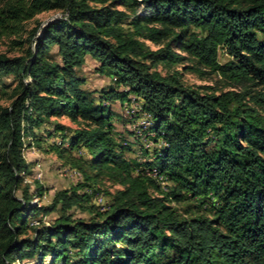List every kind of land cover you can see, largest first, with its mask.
I'll list each match as a JSON object with an SVG mask.
<instances>
[{"label": "trees", "instance_id": "obj_1", "mask_svg": "<svg viewBox=\"0 0 264 264\" xmlns=\"http://www.w3.org/2000/svg\"><path fill=\"white\" fill-rule=\"evenodd\" d=\"M44 13L59 17L41 27ZM3 41L0 264H264V0H0ZM87 56L113 85L82 88ZM131 102L153 147L142 160L112 124L109 105ZM63 117L68 135L50 122ZM45 124L84 182L37 206L22 150ZM100 180L116 189L96 207L84 189Z\"/></svg>", "mask_w": 264, "mask_h": 264}, {"label": "rangeland", "instance_id": "obj_2", "mask_svg": "<svg viewBox=\"0 0 264 264\" xmlns=\"http://www.w3.org/2000/svg\"><path fill=\"white\" fill-rule=\"evenodd\" d=\"M59 17L57 13H44L37 16L36 21L40 23L41 27L46 25L47 22L53 21ZM33 24L29 23L27 28H30ZM8 42L3 41L0 45V52H6L8 49ZM151 49H155L150 43H146ZM56 47H52L50 55L55 59L59 60L57 56ZM15 53H11L13 55ZM227 59L226 56H220V61L224 62ZM98 62L91 59L89 56L85 57L83 66L77 70V75L84 80L82 88L88 92L97 93L101 89H106L113 85V81L110 77L99 74L96 71ZM185 85L187 86H212V81L199 80L193 74H186L183 78ZM13 82V77H0V105H7L4 100V96L1 95L4 86H10ZM138 103L131 102L129 105H120L119 103L110 104V110L116 115L112 121L115 131L124 138L134 152L127 153L128 157L142 160L141 152L145 149L151 150L153 147L149 143L146 137L143 136L145 125L147 123L144 117L137 113L139 110ZM136 116V117H135ZM50 122L60 124L65 127V134L68 135L74 129L76 125L71 123L66 117L51 119ZM46 129L51 130L50 124H45L42 131L38 134L39 145L34 143L29 138H24V147L22 150L23 156L29 165L28 173L24 177V184L30 186V192H33L36 186H42L44 194L42 199L34 197L31 201L32 204L37 206H49L52 198L56 192L62 190H68L73 188L77 184H82L83 177L81 174L73 168L66 160H60L58 153L55 152L51 146L56 144L60 146L61 137L59 135L48 136ZM48 132V133H47ZM52 132V131H51ZM67 145L65 144L64 147ZM74 157L86 158L85 151L80 149L73 152ZM84 189V188H83ZM91 189V190H90ZM90 189H84V192L91 194L90 204L101 207L108 203V198L104 195V191L113 192L116 187H111L105 180L97 181L95 187ZM95 190H98L97 192ZM93 191V192H92ZM59 212H53L47 215H37L36 217L30 216L28 221L30 225L48 227L58 216ZM76 218L89 219L90 215L85 211L76 209L74 211ZM33 260L25 259L23 261L16 260L14 264H32Z\"/></svg>", "mask_w": 264, "mask_h": 264}, {"label": "bare ground", "instance_id": "obj_3", "mask_svg": "<svg viewBox=\"0 0 264 264\" xmlns=\"http://www.w3.org/2000/svg\"><path fill=\"white\" fill-rule=\"evenodd\" d=\"M152 176H153V177H156V176H158V174L154 172V173L152 174Z\"/></svg>", "mask_w": 264, "mask_h": 264}, {"label": "water", "instance_id": "obj_4", "mask_svg": "<svg viewBox=\"0 0 264 264\" xmlns=\"http://www.w3.org/2000/svg\"><path fill=\"white\" fill-rule=\"evenodd\" d=\"M48 23V22H47Z\"/></svg>", "mask_w": 264, "mask_h": 264}]
</instances>
